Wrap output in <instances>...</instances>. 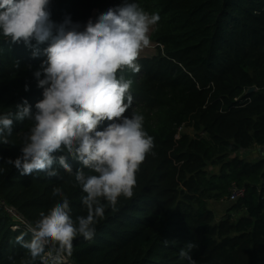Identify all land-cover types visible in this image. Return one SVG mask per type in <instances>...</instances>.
<instances>
[{
    "label": "trees",
    "instance_id": "1",
    "mask_svg": "<svg viewBox=\"0 0 264 264\" xmlns=\"http://www.w3.org/2000/svg\"><path fill=\"white\" fill-rule=\"evenodd\" d=\"M123 2L51 0L50 18L60 24L70 17L86 26L93 15L95 22ZM130 2L160 17L151 34L160 44L157 52L138 58V72H124L133 81V104L124 115L144 116L155 155L136 174L133 197L106 208L92 239L73 241L66 264H189L180 255L189 243L196 245L189 253L195 264H264V200L258 193L264 151L252 160L239 153L264 146V0ZM47 46L0 36V114L14 113L24 99L35 110L42 89L33 73ZM33 48L41 55L34 58ZM252 87L257 90L247 92ZM32 124L14 121L8 142L0 144V201L33 227L60 202L53 195L59 189L73 219L86 216L85 193L73 174L55 164L56 177L21 175L5 162L21 155ZM68 163L73 172L82 167L71 157ZM232 183L244 186L245 194L217 219L208 202L224 200ZM14 222L0 203V264H40L17 242L21 236L29 241L31 232L13 229Z\"/></svg>",
    "mask_w": 264,
    "mask_h": 264
},
{
    "label": "clouds",
    "instance_id": "2",
    "mask_svg": "<svg viewBox=\"0 0 264 264\" xmlns=\"http://www.w3.org/2000/svg\"><path fill=\"white\" fill-rule=\"evenodd\" d=\"M50 4L51 0H0V36L13 44L28 46L34 40L48 45L42 50L46 59L33 73L41 99L34 111L24 99L14 113L0 114V144L8 142L14 121H32L21 155L5 162L21 175L44 172L49 177L58 176L53 167L58 164L74 175L85 193L87 215L73 219L69 199L55 189L53 195L60 202L41 213L30 228L29 241L17 239L40 264H66L73 241L78 236L92 239L106 208L115 209L120 197H133L136 174L146 158L155 155L144 116L124 115L133 104V81L124 72L140 70L137 60L150 46L160 17L124 0L81 30L70 17L60 24L52 21ZM39 55L41 50L33 48L32 56ZM56 153H61L58 159ZM69 157L82 167L73 172ZM195 247L189 243L180 253L189 264H195L189 255Z\"/></svg>",
    "mask_w": 264,
    "mask_h": 264
},
{
    "label": "built area",
    "instance_id": "3",
    "mask_svg": "<svg viewBox=\"0 0 264 264\" xmlns=\"http://www.w3.org/2000/svg\"><path fill=\"white\" fill-rule=\"evenodd\" d=\"M94 19H95V16H94ZM94 19H93V21H94ZM84 27L85 26H81V28H84ZM159 45H160L159 43H156L154 41H151L150 46L147 47L146 49L156 48ZM253 89L254 90H257V87H253ZM182 128H183L182 126L179 127L178 131H181ZM259 148H260L259 150H261V152H262L261 154H263L264 146H261ZM245 150H246L247 153H245ZM239 153L243 157H248L250 155V149H241L239 151ZM245 190L246 189H245L244 186H239V185H237L235 183H232L229 186V188H228V192H227L226 197L222 201L235 202V201H237L238 199H240L245 194ZM258 193H259L261 199L264 200V183H262L260 185V187L258 189ZM0 203L3 206V208L5 209V211L8 213L9 217H11L15 221L13 223V226H12L13 229H18V228L22 227V228H25L26 230L30 231V228L32 226H30V224L25 219V217L21 213H19V211L17 210L16 207H14L13 205H8L4 201H0Z\"/></svg>",
    "mask_w": 264,
    "mask_h": 264
},
{
    "label": "rangeland",
    "instance_id": "4",
    "mask_svg": "<svg viewBox=\"0 0 264 264\" xmlns=\"http://www.w3.org/2000/svg\"><path fill=\"white\" fill-rule=\"evenodd\" d=\"M94 19V15L91 17V20L93 21ZM157 52L156 48H152V49H144L140 55V57H148V56H151L153 54H155ZM183 130H186L187 132L189 133H192V130L191 128H186V129H183ZM253 151L250 150V153H252ZM245 153L246 150H245ZM256 155V156H255ZM260 154H258L257 152H255L254 154L252 155H249L248 158L250 160L252 159H255L257 157H259ZM218 169V166H209V170L210 171H217ZM233 202H227V201H219V202H215V201H212V202H208V204L210 205V207L214 210V212L216 213V218L219 219L220 217H222L226 212H227V209L232 205Z\"/></svg>",
    "mask_w": 264,
    "mask_h": 264
},
{
    "label": "crops",
    "instance_id": "5",
    "mask_svg": "<svg viewBox=\"0 0 264 264\" xmlns=\"http://www.w3.org/2000/svg\"><path fill=\"white\" fill-rule=\"evenodd\" d=\"M259 147H256V148H254V149H250V150H252L253 152L252 153H250V155H252V154H254L255 152H257L258 154H260L261 152L259 151ZM256 156V155H255Z\"/></svg>",
    "mask_w": 264,
    "mask_h": 264
},
{
    "label": "water",
    "instance_id": "6",
    "mask_svg": "<svg viewBox=\"0 0 264 264\" xmlns=\"http://www.w3.org/2000/svg\"><path fill=\"white\" fill-rule=\"evenodd\" d=\"M254 89H253V87L252 88H250L249 90H248V92H251V91H253Z\"/></svg>",
    "mask_w": 264,
    "mask_h": 264
}]
</instances>
